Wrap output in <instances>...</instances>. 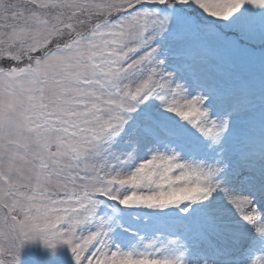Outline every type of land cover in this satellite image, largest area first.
Wrapping results in <instances>:
<instances>
[{"label": "snow or ice", "instance_id": "6c2138e0", "mask_svg": "<svg viewBox=\"0 0 264 264\" xmlns=\"http://www.w3.org/2000/svg\"><path fill=\"white\" fill-rule=\"evenodd\" d=\"M0 264H264V0H0Z\"/></svg>", "mask_w": 264, "mask_h": 264}]
</instances>
